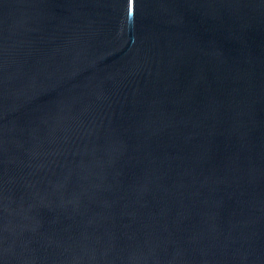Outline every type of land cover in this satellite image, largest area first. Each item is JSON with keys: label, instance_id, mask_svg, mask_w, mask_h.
Here are the masks:
<instances>
[{"label": "water", "instance_id": "obj_1", "mask_svg": "<svg viewBox=\"0 0 264 264\" xmlns=\"http://www.w3.org/2000/svg\"><path fill=\"white\" fill-rule=\"evenodd\" d=\"M0 264H264V0H0Z\"/></svg>", "mask_w": 264, "mask_h": 264}]
</instances>
